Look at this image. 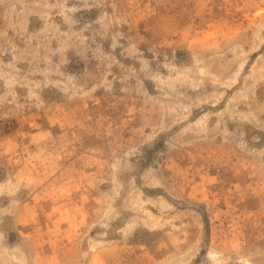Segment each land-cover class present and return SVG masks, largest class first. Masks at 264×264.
Here are the masks:
<instances>
[{
    "label": "rangeland",
    "instance_id": "obj_1",
    "mask_svg": "<svg viewBox=\"0 0 264 264\" xmlns=\"http://www.w3.org/2000/svg\"><path fill=\"white\" fill-rule=\"evenodd\" d=\"M0 264H264V0H0Z\"/></svg>",
    "mask_w": 264,
    "mask_h": 264
}]
</instances>
